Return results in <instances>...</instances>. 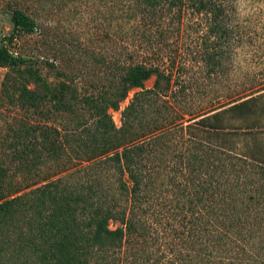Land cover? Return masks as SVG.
Returning a JSON list of instances; mask_svg holds the SVG:
<instances>
[{"label":"trees","instance_id":"1","mask_svg":"<svg viewBox=\"0 0 264 264\" xmlns=\"http://www.w3.org/2000/svg\"><path fill=\"white\" fill-rule=\"evenodd\" d=\"M250 1L262 12V32L236 16L231 0H112L126 31L141 30L143 56L113 60L107 88L94 94L78 95L65 79L51 84L28 58L0 45V106L21 112L0 160V264H127V246L160 220L153 201L170 187L175 192L162 206L175 201L193 241L202 231L206 246L230 242L244 250L243 241L264 233V224L248 222L252 208L264 206V165L233 150L231 140L210 137L229 135L221 125L227 112L249 117L252 96L186 118L172 96L189 87L183 79L174 86L185 70L181 48L195 47L205 75L223 74L233 46L252 32L246 59L264 61V0ZM10 21L11 32L35 27L18 9ZM132 88L116 127L107 109H117ZM57 116L64 122L53 124ZM249 129L241 132L246 148L254 138ZM173 137L189 146L176 147Z\"/></svg>","mask_w":264,"mask_h":264},{"label":"rangeland","instance_id":"2","mask_svg":"<svg viewBox=\"0 0 264 264\" xmlns=\"http://www.w3.org/2000/svg\"><path fill=\"white\" fill-rule=\"evenodd\" d=\"M231 4L239 19L248 17L251 25L256 26L257 33L262 32L260 23L263 15L256 8L258 5L250 0H231ZM14 9L34 20L35 27L31 32H11L10 15ZM126 28V19L119 18L113 12L112 0H0V45L28 58L51 84L62 79L69 80L78 95L94 94L98 89H106L109 84L107 66L113 60H123L128 53L134 56L135 62L141 60V30L126 31ZM251 33L243 34L233 46L230 52L232 63L223 74L216 72L205 75L204 67L193 57L195 47L190 45L186 50L181 48L185 70L174 86L177 88L183 79L189 87L177 93L175 89L172 96L176 112L184 114L186 118L189 114L202 113L212 107H226L232 97L251 95L249 117L241 118L239 114L227 112L226 120L222 119L221 125H225L222 130L230 132L229 135L218 133L221 135L212 134L210 137L215 141L231 140L238 148L233 150L241 155L250 154L253 159H247L260 167V164L264 165V61L246 59L250 56L246 54V40ZM165 52L162 49L163 57ZM5 71V68L0 67V81ZM57 72L64 75L60 76ZM152 81L153 77H149L143 82V87L150 88ZM137 89L128 90L124 99L118 102L117 109H107L113 125L118 124L119 110ZM20 114L12 108L0 106V160H6L4 143L8 141L6 138L10 127ZM62 120L57 116L53 124L64 122ZM247 124L249 130L254 132L248 148L242 145L244 135L241 133L246 130ZM173 139L176 147L189 146L181 145L176 141L177 137ZM79 156V153L72 152V161L81 162L82 157ZM254 175H257L256 171ZM31 185L33 187L35 184L32 182ZM173 188L156 196L153 208L160 212L161 218L156 222L153 220L142 235L131 240L127 246L130 254L127 264H225L226 261H230L226 264H264V233L250 238L248 243L243 241L244 250L230 242L206 246L202 231L198 232L199 239L193 241L187 225L180 219L183 211L175 207V201H170L169 207L162 206V199L172 190L175 192ZM261 205L262 202L258 204L259 207L252 208L249 223L259 221V224H264V206ZM109 227L112 228L111 225Z\"/></svg>","mask_w":264,"mask_h":264},{"label":"built area","instance_id":"3","mask_svg":"<svg viewBox=\"0 0 264 264\" xmlns=\"http://www.w3.org/2000/svg\"><path fill=\"white\" fill-rule=\"evenodd\" d=\"M119 113V112H118ZM120 115V114H119ZM118 124L117 125H114V126H118L119 125V117H118V120H117Z\"/></svg>","mask_w":264,"mask_h":264}]
</instances>
